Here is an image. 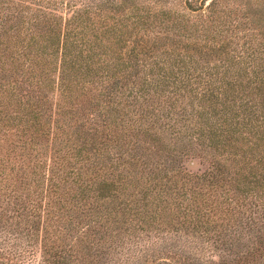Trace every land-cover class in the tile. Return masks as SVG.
<instances>
[{"label":"trees","instance_id":"16d2710c","mask_svg":"<svg viewBox=\"0 0 264 264\" xmlns=\"http://www.w3.org/2000/svg\"><path fill=\"white\" fill-rule=\"evenodd\" d=\"M262 53L264 0H0V264H264Z\"/></svg>","mask_w":264,"mask_h":264},{"label":"rangeland","instance_id":"374dc122","mask_svg":"<svg viewBox=\"0 0 264 264\" xmlns=\"http://www.w3.org/2000/svg\"><path fill=\"white\" fill-rule=\"evenodd\" d=\"M263 54L264 53H262L261 56H263ZM184 165L186 166L187 169H189L191 171H196L197 169L203 167V165L198 162L197 158H191V159L186 160L184 162Z\"/></svg>","mask_w":264,"mask_h":264}]
</instances>
